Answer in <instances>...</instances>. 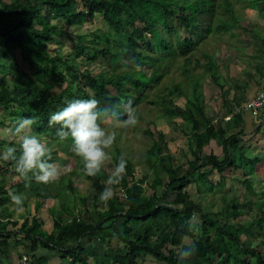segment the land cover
I'll return each mask as SVG.
<instances>
[{
  "label": "trees",
  "instance_id": "1",
  "mask_svg": "<svg viewBox=\"0 0 264 264\" xmlns=\"http://www.w3.org/2000/svg\"><path fill=\"white\" fill-rule=\"evenodd\" d=\"M260 4L264 6V0L249 1L251 8ZM244 10L235 9L231 0H0V130L17 118L34 117L33 131L49 143L52 160L71 165L66 193L54 192L51 182L22 179L13 162L0 161V264H22L12 261L14 244L22 248L16 261L25 256L24 264H49L52 254L67 264H264L261 252L240 239L241 234L253 237L257 228L264 245V205L245 222L250 234L238 222L245 208H252L248 214L254 208L252 198L259 188L253 174L264 163L248 143L253 135L264 136V106L254 115L246 108L250 99L244 100L252 81L264 91V58L262 64H251L236 56L245 49L236 42L238 32L242 44L249 31L239 12ZM253 31L264 56V35ZM210 39L221 40L235 55L229 54L220 66L208 49ZM230 60L245 74L223 75L221 67L227 70ZM176 69H181L182 81L169 86L164 80ZM205 85L211 88L209 98ZM89 96L101 107L131 98L138 119L133 127L117 128L108 150L111 159L94 177L84 174L80 158L68 155L71 139L59 141L56 127L48 126L49 115L66 101ZM217 98L225 108L223 115L210 111L209 103ZM179 99L182 107L175 104ZM147 104L174 123L176 131L183 128L178 136L187 140L184 164L170 153L166 134L158 129L160 115L141 127ZM245 110L251 135L240 124ZM229 115L235 133L229 130L230 119L223 118ZM139 133L155 157L153 164L144 161L152 173L146 192L148 176H135L141 159L134 162L122 144L136 142ZM212 140L221 142V159L201 154ZM9 146L19 152L18 143L0 131V153ZM121 154L127 160L126 174L115 186L114 198L104 204L99 195ZM229 180L246 193L231 195ZM75 182H87L90 191L81 193L83 208L69 215L58 208L63 195L77 189L80 193ZM190 186L201 199H191ZM10 192L23 197L19 218ZM211 194L221 196L220 208L204 207V198ZM58 197V206L49 205ZM41 211L50 217L51 232L39 217ZM62 216L68 219L63 222ZM186 237L196 252L181 261Z\"/></svg>",
  "mask_w": 264,
  "mask_h": 264
},
{
  "label": "clouds",
  "instance_id": "2",
  "mask_svg": "<svg viewBox=\"0 0 264 264\" xmlns=\"http://www.w3.org/2000/svg\"><path fill=\"white\" fill-rule=\"evenodd\" d=\"M136 111L131 98L110 107H101L100 101L94 96L75 98L66 101L63 108L49 115L48 126L56 127L55 136L59 141L71 139L70 151L82 161L84 174L94 177L101 172L105 162L111 159L108 150L117 139V128L127 129L137 125ZM36 124L37 120L34 117H22L0 130L19 145V152L16 147H6L0 153V161L13 162L14 170L20 178L34 179L37 183L46 185L69 171L71 165L52 160L49 143L33 131ZM126 166L127 160L121 154L118 163L110 171L104 190L99 195L102 203L107 204L114 198L115 186L120 184L126 174ZM9 196L16 211L22 212V195L10 192ZM195 252L194 244L182 249L179 252L180 260L191 258Z\"/></svg>",
  "mask_w": 264,
  "mask_h": 264
},
{
  "label": "rangeland",
  "instance_id": "3",
  "mask_svg": "<svg viewBox=\"0 0 264 264\" xmlns=\"http://www.w3.org/2000/svg\"><path fill=\"white\" fill-rule=\"evenodd\" d=\"M241 0H231V2L234 4V8L239 10V9H246L244 11H239L241 15H243L245 17V19H247L246 24L247 27L249 29V31L255 30L256 32H260L259 34L264 35V11H261L260 9L264 10V6L263 4H260L259 6H254V7H250L251 5H249V1L251 2V0H248L247 4H243L241 5ZM247 1V0H246ZM258 5V4H257ZM249 7V8H248ZM261 24V26H260ZM257 29V30H256ZM249 31H245V35L243 37V42L241 44V34L238 32V38L236 40V42L238 43V45H240V47L245 48L244 49V53H242L240 51V53H238L236 56L238 57L239 61H246V59L251 61V64L253 63H261L263 62V59H261L263 56V53L260 50V44L259 42L255 39V33L253 31V33L249 32ZM258 34V35H259ZM257 35V34H256ZM231 37V35H229ZM228 37V36H227ZM232 38H235V36H233ZM234 40V39H233ZM240 41V42H239ZM208 49L212 52H214L215 58L217 63L221 66L222 62L225 60H229V54L232 53V55H235V52H232L233 50H231L230 47H227L225 45V43H223L221 40L219 39H210L209 43H208ZM199 57V54H196V57ZM19 61V57L17 58ZM105 64V63H104ZM243 66V65H241ZM222 68V74L223 75H228L229 77H237L238 74H245V72L243 70H239V66L238 63L234 61V63L230 60L228 62V69L225 70L223 67ZM182 75H181V69H176L175 72L168 76L164 82L166 84H168L169 86H171L173 83H180L182 81ZM252 84L250 85V87L247 89L248 92L246 91L245 96H244V100L245 102L247 101V99H251L253 98L257 92L262 91L260 90V86L257 85L255 83V81L251 82ZM262 84V82H261ZM210 92H211V88L207 87V85H205V95L206 97H210ZM229 98H232V95L229 96ZM177 106L182 107L184 104L183 99H179L176 101L175 103ZM141 105V104H140ZM138 106V109L141 108L143 109L141 106ZM209 108L210 111H215L218 112L219 114L223 115L225 108L222 106V100L217 98L216 100H212L209 103ZM244 109V108H243ZM143 112V117L144 120L142 122H140L141 127H143V125H146L145 122H147L148 120H157L159 118H157L158 115H160L161 117V121L162 123L159 125V128L161 131H163L166 134V141L168 144V148L170 153H172L175 156L176 161H179L181 163H185V156L183 155V153H186L185 150H187V140H185L183 137L178 136V134L180 133L181 129H183L182 127H179L178 131H176L177 126L170 122L168 119H165L160 112H158L157 109L153 108L151 105L147 104L145 105ZM254 116V115H253ZM252 116V117H253ZM222 117V116H221ZM225 120L230 119V121H228L229 123V130L231 131V133H235V129H234V125L235 123H233V117L232 116H225L223 117ZM243 120L244 123H240L241 127H243L244 132H246V134H252L253 133V127L250 125V113L245 110L243 112ZM179 121V120H176ZM120 129V127L118 128ZM128 138V137H127ZM139 138L136 142H133L132 140H126V142H122V144L124 143L127 151L128 149H130V154L129 156L131 157V159L135 162L138 158H140V163L138 164V166L136 167V172H135V176L137 179H140L141 176L146 177L148 176V180L143 184V188L146 191H148L149 185L148 182H150V179L152 177V173L151 171L147 168L146 165H144V161L145 160H150V164H153L155 162V157L152 156L151 152H148L149 149V142L146 140V138L143 137V135H141L139 133ZM247 138V137H246ZM245 138V139H246ZM252 139L248 140L249 142V147H251V150H254V154H258L264 157V136L262 134H257V135H253L251 137ZM176 139L177 143H174V140ZM17 143V142H16ZM112 149V148H111ZM129 152V151H128ZM213 153L214 155H216L219 159L222 158V145L221 142L218 140H212L208 146H206L201 154L202 155H206V154H210ZM68 155L72 156L73 153L69 150L68 151ZM68 158V157H67ZM71 158H68V160H70ZM71 161V160H70ZM107 164V162H106ZM110 170V168L107 166V171ZM67 172V171H66ZM63 173L59 179L55 180V182H51V185H49L50 188H52L54 190V192H56V190H65V188L67 187V181L68 178L70 177L69 174ZM239 176V175H238ZM254 179H256L258 181V192H257V196L252 198V201L255 200V204H254V208L252 210V212H249V214L247 213L249 211V209L252 208H245L246 212L244 213L243 216L238 218V222L240 223H244L243 227L244 230L243 231H247L249 228V223H245V222H250V218L253 216V212H257L259 210V206L260 204L263 206L264 205V195H260L262 193H264V163H261V165L259 164L257 166V169L255 170L254 174H253ZM165 178V176L163 177ZM166 180V178L164 179ZM228 183V188L231 187V189L233 190V192H230L231 195L235 192H237L238 194L240 193H246L244 192L243 188L241 187L240 184H236L233 183L232 180H229ZM76 187L78 186L79 188V192L78 193V189L75 191V194H67V195H63L61 197V199H63V204L60 205L59 209H64L66 210L67 214L69 215H74L75 212H78L80 209L83 208L82 203L80 200L81 198V193L82 194H88L90 189H89V185L87 182H80L77 183L75 182L74 184ZM85 189H88V191H86ZM237 190V191H236ZM188 193L191 196V199L193 201H196L197 199H201V197L198 196L197 193V189L195 186H190L188 188ZM239 191V192H238ZM64 192L67 193V191L65 190ZM65 194V193H64ZM259 196H261V198H259ZM208 200L207 198H204V201L202 202L204 207L205 205L207 206V208H220L222 206V202L220 200L221 196L220 195H210L208 196ZM259 199H258V198ZM256 199H258L256 201ZM51 202L54 205L58 206L59 203V197L53 200H50L49 205L51 204ZM223 206H225L224 202H223ZM56 208V207H55ZM24 210L22 212H17L15 210V218H19V214L23 213ZM51 216L54 219H57V213H55L54 215L51 213ZM39 217L41 219L44 220L45 222V228L48 229L50 232L52 230V224H51V220L48 214H46L45 212H40ZM63 218V222L66 221L67 216H62ZM257 228H254V232L255 235L252 237L251 235H244L241 234L240 239H243L242 244L245 247H250V248H257L258 251L261 252V254L264 256V245L262 244V240L263 238L259 237V235L256 234ZM248 234H250V231H247ZM192 239L190 237H186L183 241V245L182 247L185 248L186 246L192 244ZM242 241V240H241ZM13 247L11 249H15L12 252V261L13 263L16 262V258L17 256L20 254V251L22 252V248L20 246H17L16 244L12 245ZM19 248V249H18ZM235 252L236 249H234ZM242 252H245V250H243ZM252 260V259H251ZM18 261V260H17Z\"/></svg>",
  "mask_w": 264,
  "mask_h": 264
},
{
  "label": "built area",
  "instance_id": "4",
  "mask_svg": "<svg viewBox=\"0 0 264 264\" xmlns=\"http://www.w3.org/2000/svg\"><path fill=\"white\" fill-rule=\"evenodd\" d=\"M263 106L264 91H260L248 101L246 108L249 109L255 115ZM21 261L26 262V257L24 256Z\"/></svg>",
  "mask_w": 264,
  "mask_h": 264
},
{
  "label": "crops",
  "instance_id": "5",
  "mask_svg": "<svg viewBox=\"0 0 264 264\" xmlns=\"http://www.w3.org/2000/svg\"><path fill=\"white\" fill-rule=\"evenodd\" d=\"M15 249L13 248L11 251L13 252ZM49 264H67L66 262H62L59 260V258L55 255V254H52L50 255V258H49ZM15 263H22L24 264L25 262H22L21 260L19 261H16ZM150 264H154V263H150Z\"/></svg>",
  "mask_w": 264,
  "mask_h": 264
}]
</instances>
